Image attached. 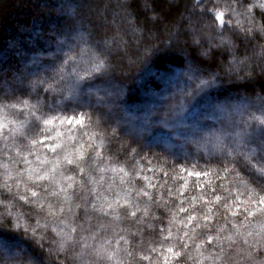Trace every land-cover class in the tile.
I'll use <instances>...</instances> for the list:
<instances>
[{"label":"snow or ice","instance_id":"1","mask_svg":"<svg viewBox=\"0 0 264 264\" xmlns=\"http://www.w3.org/2000/svg\"><path fill=\"white\" fill-rule=\"evenodd\" d=\"M186 10L187 24L159 45L140 28L131 43L97 39L98 26L73 11L14 75L0 64V134L17 124L34 133L4 136L0 264H45L44 253L54 264H264V80L257 90L253 78V65L264 76V43H254L264 39V0H191ZM166 51L183 59L152 62ZM218 56L222 72L211 68ZM124 58L150 73L135 108L116 82ZM233 80L253 87H222ZM69 109L75 115H61ZM155 126L166 140L148 135ZM49 131L47 147L60 150L52 161L38 148ZM172 138L193 145L195 163L191 153L182 162ZM189 177L206 178L208 195H185ZM103 183L121 194L102 195ZM245 222L258 230L241 233Z\"/></svg>","mask_w":264,"mask_h":264},{"label":"trees","instance_id":"2","mask_svg":"<svg viewBox=\"0 0 264 264\" xmlns=\"http://www.w3.org/2000/svg\"><path fill=\"white\" fill-rule=\"evenodd\" d=\"M190 2L191 0H92L90 6L81 9L78 7L79 0H0V64L7 71L9 77L14 75L27 62L31 53L44 48L52 31L63 28L70 22L73 11L92 21L93 25L98 26L96 29L99 33L96 37L97 39L103 36L118 35L131 43L134 35L132 29L140 28L145 36H148L149 33L151 34V42L153 44L159 45L187 24L185 19L187 16L186 5L190 7ZM157 16L160 19L159 23L154 19ZM89 26L88 24L85 25V27ZM135 35L139 36L140 34L136 33ZM254 43L262 44L264 39H257ZM189 45L190 38H180L178 46L186 48L189 55H197ZM244 51V46L238 48V52L241 55ZM173 57L183 59V54L173 51L160 52L153 58L152 62L154 63L158 60L170 62ZM116 63L118 65V70L115 73L116 82L122 85L125 90L123 99L127 102V106L135 108L141 105L143 102L142 84L149 80L150 75V73H145V64L137 62L130 65L127 58L118 60ZM225 63H227L226 56H218L211 68L213 71L219 70L222 72L224 71L222 65ZM119 65H122V67H119ZM253 67L255 69L253 78L257 81L255 87L258 90L260 82L264 80V76H262L258 67H255V65ZM241 75H243V72H241ZM222 87H238L243 90L253 86L249 84L248 80H233L225 83ZM61 115L68 117L75 115V113L69 109L61 113ZM20 119L23 118L20 117ZM51 127L65 131L70 126L65 123V125L54 124ZM71 127H75V125L73 124ZM13 129H16V132L12 134L17 139L22 138L20 136L21 133L34 134L27 125L25 127H21L19 124L9 125L3 134H0V163L5 161L3 145L6 141L4 136H8ZM167 132V129L155 126L148 135H154L160 140H166ZM44 135L52 138L44 139L41 137V144L38 145L39 154L42 156L46 155L52 161L60 151L57 149V152H53L47 147L48 144L56 142L55 132L49 131ZM172 140L173 146L171 150L182 157V162L187 153H191V156L187 157V163L196 162L199 157L196 155L193 145H184L182 141L176 138H172ZM7 142H11V137H9ZM28 158L35 163H39L35 161V154ZM172 158L169 157V159ZM200 164L203 165L204 161L200 160ZM196 170H200V168L198 167ZM109 177L112 178L115 185H120L119 176L107 173L105 180L107 181ZM205 180L206 178L204 177H189L190 191L185 193V195H196L199 193L208 195L209 189ZM193 182L203 183L205 186L202 189H194L191 188ZM214 183L218 182L214 181ZM107 188L108 184L103 183L102 186L97 187V191L102 195L108 196L109 199L121 194L118 188L106 191ZM199 207L197 205V208ZM239 211L242 213V209ZM184 215V213H180L179 219H182ZM243 220V215H237L232 218L233 225H238ZM246 229L258 230L255 223L249 222L244 223V226L240 229L241 233ZM19 235L21 239L24 238L22 234ZM37 254H41L40 250H37ZM41 258L45 261V264H54L55 256L50 260L47 254L44 253ZM161 264H163L162 257Z\"/></svg>","mask_w":264,"mask_h":264}]
</instances>
